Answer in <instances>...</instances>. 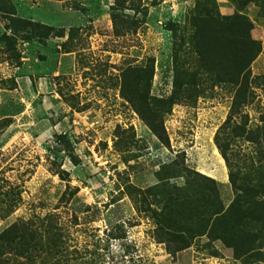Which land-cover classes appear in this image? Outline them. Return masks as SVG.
Returning <instances> with one entry per match:
<instances>
[{
    "label": "rangeland",
    "instance_id": "rangeland-1",
    "mask_svg": "<svg viewBox=\"0 0 264 264\" xmlns=\"http://www.w3.org/2000/svg\"><path fill=\"white\" fill-rule=\"evenodd\" d=\"M241 1L0 0V264H264V0ZM199 174L224 210L230 174L258 193L215 217Z\"/></svg>",
    "mask_w": 264,
    "mask_h": 264
},
{
    "label": "trees",
    "instance_id": "trees-1",
    "mask_svg": "<svg viewBox=\"0 0 264 264\" xmlns=\"http://www.w3.org/2000/svg\"><path fill=\"white\" fill-rule=\"evenodd\" d=\"M231 2L236 5V6H243V2L241 0H231ZM239 8V7H238ZM238 12H236L233 16L227 17V18H222L224 19L225 23L229 24V27L232 31L237 32V34H244L246 36V39L250 45L251 48V54L249 56L248 59H244L242 61L243 64V68H247L249 63L254 59V57L256 56V54L258 53L259 49L257 44L250 38V36L248 35L249 30L251 29V25L250 22L248 21V19H246L244 16H242L241 14H238ZM10 15H13V13H10ZM10 20H12L10 18ZM14 20H12V25H13ZM9 25H5V29H8ZM33 29L39 32V30H44L45 32H43V37L46 38L49 36V33H47V31L49 30V28L47 26L44 25H35L33 24ZM39 34V33H38ZM238 73H241L238 72ZM238 78V76H235L234 80L236 81ZM233 122L231 121L230 116L227 117V119L224 121L221 130L224 131L225 129H229L231 124ZM264 130V128H263ZM215 143L217 145V148L220 152V154L222 155V157L224 158L228 168L230 169V164L228 162V157H227V148L225 147V145L223 143H220L218 141V135H216L215 137ZM199 177H201L206 183L207 185H201V192L200 194V205H203V202L206 200L209 202L210 199H212V212L215 215V217H220L222 219H224L226 217V215H228L227 212H229L232 208H235L237 211L239 210V206L242 205V203L244 202V200H242L241 197L246 196L249 192V194H257L258 191L255 189V187L250 186V185H243V184H237L235 180H233V175L230 174V181L233 185V188L236 192V199H238L236 201V205L232 206V208H228L226 210H224L223 206L220 204V201L218 199V195H217V190H216V185L214 183V181L208 177H204L202 175L199 174ZM166 217H168V214L166 215ZM165 217V218H166ZM167 222V221H166ZM241 220L237 221V224H240ZM167 227L166 229L168 230V232L166 233L167 235H175L176 237H180V232L181 230H177L178 227V223L172 222L169 223L167 222Z\"/></svg>",
    "mask_w": 264,
    "mask_h": 264
},
{
    "label": "bare ground",
    "instance_id": "bare-ground-1",
    "mask_svg": "<svg viewBox=\"0 0 264 264\" xmlns=\"http://www.w3.org/2000/svg\"><path fill=\"white\" fill-rule=\"evenodd\" d=\"M213 169H214V168H213ZM217 173L221 174V172H219V171H218ZM223 177H224V176H223Z\"/></svg>",
    "mask_w": 264,
    "mask_h": 264
}]
</instances>
